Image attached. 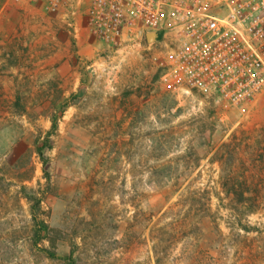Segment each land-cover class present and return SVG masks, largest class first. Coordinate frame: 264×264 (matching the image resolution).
Masks as SVG:
<instances>
[{
    "label": "rangeland",
    "instance_id": "rangeland-1",
    "mask_svg": "<svg viewBox=\"0 0 264 264\" xmlns=\"http://www.w3.org/2000/svg\"><path fill=\"white\" fill-rule=\"evenodd\" d=\"M16 5L0 0V264H264V92L246 112L178 94L167 36L107 49L81 8L33 27Z\"/></svg>",
    "mask_w": 264,
    "mask_h": 264
},
{
    "label": "built area",
    "instance_id": "built-area-1",
    "mask_svg": "<svg viewBox=\"0 0 264 264\" xmlns=\"http://www.w3.org/2000/svg\"><path fill=\"white\" fill-rule=\"evenodd\" d=\"M9 1L42 3L46 13L65 16L81 8L107 49L140 43L147 32L155 41L167 36L161 80L178 94L196 92L246 112L264 92V0Z\"/></svg>",
    "mask_w": 264,
    "mask_h": 264
},
{
    "label": "trees",
    "instance_id": "trees-1",
    "mask_svg": "<svg viewBox=\"0 0 264 264\" xmlns=\"http://www.w3.org/2000/svg\"><path fill=\"white\" fill-rule=\"evenodd\" d=\"M161 36L159 35L158 36V39H160ZM57 129V121L56 119H51V128L48 130V135L47 138H46V146L48 148L51 147V134ZM37 202V205L39 203V199L36 200ZM34 209H36L35 206L31 207V216H32V220L35 221V231H33V233L35 234L36 236V239H35V246H37L38 242L39 241H43V240H50V236L48 235V231L50 230L48 225L43 221V220H39L38 216L35 214V211ZM43 252L49 257V258H56L58 259L59 256L58 254L56 253L55 249L52 248H43L42 249ZM61 259L66 263V264H77L76 263V260L74 259L72 253H70L69 255L65 256V257H61Z\"/></svg>",
    "mask_w": 264,
    "mask_h": 264
},
{
    "label": "crops",
    "instance_id": "crops-1",
    "mask_svg": "<svg viewBox=\"0 0 264 264\" xmlns=\"http://www.w3.org/2000/svg\"><path fill=\"white\" fill-rule=\"evenodd\" d=\"M42 3L32 4V5H16V8L20 12V16L16 17V20H19L22 25H30L36 27L38 24L43 21L46 22V25L49 23L48 18H44L42 13Z\"/></svg>",
    "mask_w": 264,
    "mask_h": 264
},
{
    "label": "water",
    "instance_id": "water-1",
    "mask_svg": "<svg viewBox=\"0 0 264 264\" xmlns=\"http://www.w3.org/2000/svg\"><path fill=\"white\" fill-rule=\"evenodd\" d=\"M145 38L148 42H150L151 39H152V41H155L156 40V34L153 32H147Z\"/></svg>",
    "mask_w": 264,
    "mask_h": 264
}]
</instances>
